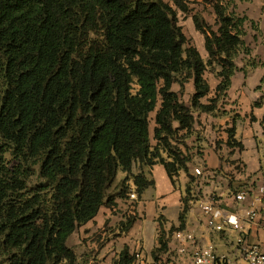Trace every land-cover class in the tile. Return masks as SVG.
Wrapping results in <instances>:
<instances>
[{"label": "trees", "instance_id": "trees-1", "mask_svg": "<svg viewBox=\"0 0 264 264\" xmlns=\"http://www.w3.org/2000/svg\"><path fill=\"white\" fill-rule=\"evenodd\" d=\"M200 1L218 26L192 15L207 60L180 23L190 0H0V264H86L70 247L72 236L104 208L117 213L120 200L131 210L121 225L128 232L136 203L155 187L157 165L174 187L180 174L190 179L178 230L185 228L199 200L190 149L179 143L199 138L198 118L219 112L239 57L252 55L237 0ZM216 66V97L204 103L206 73ZM190 82L187 106L173 88L182 94ZM237 118L227 145L243 151ZM169 243L162 230L153 255L169 252ZM117 261L134 258L124 251Z\"/></svg>", "mask_w": 264, "mask_h": 264}, {"label": "crops", "instance_id": "crops-1", "mask_svg": "<svg viewBox=\"0 0 264 264\" xmlns=\"http://www.w3.org/2000/svg\"><path fill=\"white\" fill-rule=\"evenodd\" d=\"M234 10L249 19L245 25V41L253 55L264 57V0H237ZM252 23L258 30L253 29ZM194 27L192 20L190 32L194 37H199L200 34L195 32ZM197 48L204 58L208 55L202 41L197 44ZM247 70L249 72L247 77L243 75L244 72H239L233 78L228 97L219 108L222 113L203 114L198 118L201 124L197 123L196 130L200 138L196 136L192 138L191 146L195 149L189 151L192 157L189 168L191 176L196 181L193 187L198 200L208 201L212 195L227 198L240 190L250 192L251 200L262 198L261 217L247 229L249 243L264 247V195L259 192V189L264 187V100L262 106L255 107L256 103L261 102L260 98L264 97V87L258 90L262 84L255 81V75L264 73V68ZM237 115L239 118L235 121L236 140L244 146L243 151L227 145V131L234 125ZM201 125L208 128L207 137L200 131L203 129ZM198 168L203 171L202 177L195 176V170ZM151 173L155 187L147 190L136 203L134 212L136 219L128 232L121 233V225L131 214L129 213L131 210L121 200L118 201L117 213L104 208L95 221L83 227L85 230H91L85 233L84 238L103 234V240L106 241L102 248H98L99 261L92 260L91 264H111L119 260L124 251H128L131 256L140 251L148 257L154 256L162 230L170 236L169 250L174 249V233L169 234L171 228L174 227L178 231L181 226L182 198L190 179L182 173L177 187H174L164 166H155ZM231 206V203H228L227 207ZM185 229L193 232L202 241L214 244L218 253L233 252L226 236L209 232L206 217L195 204L187 215L183 230ZM95 247L97 244L93 243V248Z\"/></svg>", "mask_w": 264, "mask_h": 264}, {"label": "built area", "instance_id": "built-area-1", "mask_svg": "<svg viewBox=\"0 0 264 264\" xmlns=\"http://www.w3.org/2000/svg\"><path fill=\"white\" fill-rule=\"evenodd\" d=\"M195 175L201 176L202 170L196 169ZM259 192L263 196L264 187ZM136 199L137 195L132 194L131 200ZM251 199L250 192L239 191L227 198L212 195L208 201L194 203L206 217L209 232L229 239L233 249L231 254L218 253L214 244L202 241L185 229L174 232L175 247L166 255L148 257L140 251L133 255V264H240L242 260L247 264H264V247L252 245L248 241L247 227L258 222L261 217L262 198ZM228 203L232 206L227 207Z\"/></svg>", "mask_w": 264, "mask_h": 264}, {"label": "rangeland", "instance_id": "rangeland-1", "mask_svg": "<svg viewBox=\"0 0 264 264\" xmlns=\"http://www.w3.org/2000/svg\"><path fill=\"white\" fill-rule=\"evenodd\" d=\"M191 2H193L191 4V14L189 15H185L182 12L179 13V17H180V23L181 26L184 28V31L186 33V35L188 36L189 40L191 41V44L195 47H197V44H199L201 41L202 43H205L204 37L196 30V28L194 27V30L196 33L200 34V38L199 37H194V35L191 34L190 32V22L192 21V15L195 13H202L204 15V17L207 19V21L209 22L210 25H212V27L214 28L215 31L218 30V26L216 23V16H215V12L212 8H208L206 9L201 1L198 0H190ZM253 27V24H252ZM254 29V27H253ZM246 31V30H245ZM256 31V30H255ZM257 32V31H256ZM246 42V41H245ZM247 44V43H246ZM250 48V47H249ZM205 59H208V55L205 56ZM247 62L250 63V66H247ZM237 65L239 66L240 71L239 72H244L243 75L244 76H248V70L247 69H253L254 70V66L256 65L257 67H263L264 65V57H256L253 55L251 56H245V55H241L237 61ZM244 67V68H243ZM247 68V69H246ZM264 68V67H263ZM221 71L220 67L216 66V68H210L208 70V72L206 73V79L208 80L210 86H211V94L208 98H206L205 100H203L204 103H208L211 99H214L216 97V87L219 84V79L217 77L218 72ZM238 72V73H239ZM255 81H258V83H261L262 86H260V88H258V90H261L262 87H264V73L261 72L260 74H256L255 75ZM260 85V84H259ZM174 91L179 92L180 93V98L181 101L186 104L187 106H191V99L195 93V89H194V85L193 82H190L186 85V89L185 92H183L181 94V88L180 86L177 84L174 86ZM264 97H261L259 101H263ZM222 100H220L218 107H221V103ZM217 108V110L219 109ZM216 110V111H217ZM217 113H222V110H219V112ZM238 116V115H237ZM155 117L156 114L153 113L151 115V130L153 133V130L156 126L155 124ZM200 124L201 122L198 121ZM201 127L203 129H201L200 131L205 133V136L208 135L206 133V130H208V128H206L205 126L201 125ZM220 132V131H219ZM154 134H152L153 137ZM198 137L200 138V134L198 135ZM207 137V136H206ZM153 144L155 145L156 142L153 140ZM181 144V146H185V148H188L193 150L195 149L194 147H192V138H183L181 139V142L179 143V145ZM189 153V152H188ZM191 155V154H190ZM7 161H12V156L10 154H6L5 155ZM138 169H136L137 171ZM34 180V179H33ZM32 180V181H33ZM37 182L34 180L33 184L35 185ZM119 183V182H117ZM116 188L117 186L115 185L113 187V189L111 190L112 193H116ZM86 228H81L79 229L70 239L69 241V245L71 248H73L78 255L80 256V261L81 263H86V264H91L92 260L93 262L99 261L98 260V248H100V245L104 244L106 241L103 240V234H98V235H93L90 238H84L85 233H89L91 232V230H85ZM93 243L97 244V247L93 248ZM240 264H247V262L245 260H242V262Z\"/></svg>", "mask_w": 264, "mask_h": 264}]
</instances>
